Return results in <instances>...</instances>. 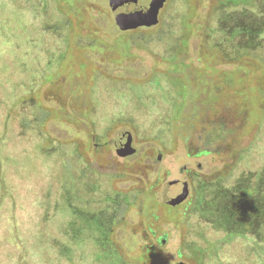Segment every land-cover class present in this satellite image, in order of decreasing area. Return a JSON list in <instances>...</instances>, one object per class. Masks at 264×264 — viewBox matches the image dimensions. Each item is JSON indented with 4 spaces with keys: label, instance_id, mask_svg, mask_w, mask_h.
<instances>
[{
    "label": "rangeland",
    "instance_id": "rangeland-1",
    "mask_svg": "<svg viewBox=\"0 0 264 264\" xmlns=\"http://www.w3.org/2000/svg\"><path fill=\"white\" fill-rule=\"evenodd\" d=\"M110 1L42 2L40 24L54 29L42 34L35 81L17 90L0 81V145L28 155L18 161L46 208L62 216L68 202L102 225L111 263L216 264L197 248L216 241L209 225L203 240L194 234L205 226L197 191L209 195L224 172L235 180L250 164L264 165V81L251 67L216 60L204 36L218 0H167L159 23L169 31L145 46L133 41L148 36L118 29ZM126 137L136 152L121 157L116 146ZM243 149L248 166L235 155ZM185 181L188 199L166 205Z\"/></svg>",
    "mask_w": 264,
    "mask_h": 264
},
{
    "label": "trees",
    "instance_id": "trees-1",
    "mask_svg": "<svg viewBox=\"0 0 264 264\" xmlns=\"http://www.w3.org/2000/svg\"><path fill=\"white\" fill-rule=\"evenodd\" d=\"M44 1L31 0L30 4L26 0L29 7H25L13 0H0V81L13 83V90L36 80L34 66L43 47L42 34L54 29L40 24L46 12ZM211 18L214 25L206 28L204 37L216 51V60L251 67L259 72L256 79L263 82L264 0H218ZM167 23L170 26V21ZM164 25L161 21L153 28L135 30L137 36L146 35L149 41L136 37L133 44L145 46L162 40L169 31ZM258 91L264 97V89ZM0 148V264H117L109 259L102 225L93 227L68 202L62 216L55 208V212L46 208L40 203V190L28 181L29 169L27 172L18 161V156L27 159L28 155L12 156ZM245 151L237 150L235 155L248 166L252 161ZM256 164H250L254 168L235 180L233 172H224L207 188L209 195L199 197L197 191L196 200L203 203L197 214L205 226L199 224L194 234L203 240L208 225L216 232V241L204 239L206 249L197 248L210 258L216 256V264H264V165ZM15 181L21 185L16 187ZM47 183L51 186V179Z\"/></svg>",
    "mask_w": 264,
    "mask_h": 264
},
{
    "label": "water",
    "instance_id": "water-1",
    "mask_svg": "<svg viewBox=\"0 0 264 264\" xmlns=\"http://www.w3.org/2000/svg\"><path fill=\"white\" fill-rule=\"evenodd\" d=\"M167 0H111L110 8L115 24L122 32H128L139 28H151L159 24L160 12ZM117 154L121 157L133 155L136 149L132 146V139L120 142L116 146ZM190 194L188 183L182 182V192L175 197H165L164 203L170 206H178L184 203ZM165 244L167 234L162 236ZM178 264H186L179 262Z\"/></svg>",
    "mask_w": 264,
    "mask_h": 264
},
{
    "label": "flooded vegetation",
    "instance_id": "flooded-vegetation-1",
    "mask_svg": "<svg viewBox=\"0 0 264 264\" xmlns=\"http://www.w3.org/2000/svg\"><path fill=\"white\" fill-rule=\"evenodd\" d=\"M128 139V137H126L125 139H121V141L120 142H124V141H126ZM95 145H97V144H95ZM117 145H119V144H117ZM186 183H188L187 181H185ZM188 188H189V184H188ZM189 197V196H188ZM123 203L125 204V208H128V206L130 205V204H132V203H135V199H133V200H131V201H126V200H124L123 201ZM167 205V204H166ZM169 206V205H168ZM170 207H172V208H175V207H177V206H175V207H173V206H170ZM151 229V232H152V235L153 236H156V232L152 229V228H150ZM168 238V237H167ZM167 240V239H166ZM157 242L159 243V244H162L163 242H164V238L162 237V236H160V237H158L157 238Z\"/></svg>",
    "mask_w": 264,
    "mask_h": 264
},
{
    "label": "crops",
    "instance_id": "crops-1",
    "mask_svg": "<svg viewBox=\"0 0 264 264\" xmlns=\"http://www.w3.org/2000/svg\"><path fill=\"white\" fill-rule=\"evenodd\" d=\"M245 86H246V85H245ZM255 92H257V91L255 90ZM258 92H259V91H258ZM237 93H242V92H241L240 89H239V90H237ZM244 94H245V93L237 94V95L242 96V95H244ZM244 97H247V98H248V93L245 94ZM257 97H259V98H263V99H264V97L260 95V92L257 94Z\"/></svg>",
    "mask_w": 264,
    "mask_h": 264
}]
</instances>
